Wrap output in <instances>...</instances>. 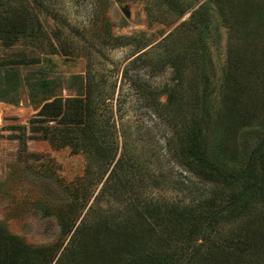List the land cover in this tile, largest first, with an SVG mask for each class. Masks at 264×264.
<instances>
[{
    "label": "rangeland",
    "instance_id": "rangeland-1",
    "mask_svg": "<svg viewBox=\"0 0 264 264\" xmlns=\"http://www.w3.org/2000/svg\"><path fill=\"white\" fill-rule=\"evenodd\" d=\"M187 1L195 5L179 17L159 0H0V72L21 76L19 101H0V254L10 237L59 246L51 264H126L151 254L173 264H264V200L209 225L204 238L191 234L219 188L185 153L186 133L204 116L210 150L239 168L257 165L264 0H240L232 30L213 13L204 44L190 15L206 0ZM9 8L25 10L28 25L6 46L19 28ZM28 79L53 81L54 90L31 91ZM88 87L107 100L100 112L121 160L109 182L82 147L54 144L46 126L55 123L40 116L45 103L84 97ZM64 216L75 219L66 233ZM5 256L0 264H21Z\"/></svg>",
    "mask_w": 264,
    "mask_h": 264
},
{
    "label": "trees",
    "instance_id": "trees-1",
    "mask_svg": "<svg viewBox=\"0 0 264 264\" xmlns=\"http://www.w3.org/2000/svg\"><path fill=\"white\" fill-rule=\"evenodd\" d=\"M162 5L167 6L173 10L179 17L184 15L190 10L195 3L187 0H159ZM240 0H206L190 15V23H194L195 29L199 32L197 40L199 43L204 44V39L211 31V24L213 22V13L217 14L221 20V24L226 26L229 30L233 29L235 22L234 7L237 12ZM17 13H14V10ZM9 15L18 17L19 28H14L10 33L12 40L6 43V46H11L18 40V35L22 27L27 26L25 15L27 12L23 9L9 8ZM245 19V18H244ZM248 19V18H247ZM21 23V24H20ZM9 36V35H7ZM10 38V37H8ZM116 42L124 40L122 37H108ZM195 42V41H194ZM190 44L194 47L195 43ZM242 55V53H241ZM231 62L237 63L236 60L230 59ZM203 61V60H202ZM241 61V60H240ZM264 66V60L258 64ZM254 66V65H253ZM236 69V66L228 67V72L231 69ZM254 68V67H252ZM255 70V68H254ZM0 81L2 87L0 88V101L8 104H16L20 97L18 90L20 88L21 76L19 70L17 71H4L0 72ZM26 87L29 90L38 89L42 94H51L54 90V82L45 79L26 80ZM92 87H88L85 96L73 98H56L44 104L40 116L43 117L45 123H55L54 126L47 127L53 138V143L58 145L59 148L65 146H73L74 148L82 147V150L89 154V157L96 161L97 166L100 167L102 172L108 176L106 182H109L114 171L120 165V158L116 159V150L114 147L109 146V120H104L103 113L100 112L101 105L106 104V99L99 97L93 98ZM204 112H202V115ZM202 116L201 114H199ZM109 119V118H108ZM202 120V121H200ZM203 119L198 118L192 129L186 133V157L188 158L193 169L196 173L207 183L217 185L219 191L211 193L207 201L204 211L202 224L198 223L191 229V234L201 236L204 238L206 228L209 225H215L223 219L232 220L242 217L250 208L255 200H264V175L254 170L256 166L258 169H264V128L261 132V139L253 151L258 162L255 167L245 165L242 168L232 163L231 159L219 155L218 152L210 150L205 144L204 132L202 130ZM203 124H205L203 122ZM207 128V127H206ZM112 136V134H110ZM81 149V148H79ZM112 170L109 174V169ZM257 173V174H256ZM242 186L241 188H238ZM238 189V190H237ZM59 212V211H58ZM48 214H52V211ZM60 214V213H58ZM56 213V215H58ZM190 217V216H189ZM193 221H200L197 213L191 214ZM72 219V218H71ZM75 220V219H74ZM73 222H69V218H62V228L64 233L69 232L74 226ZM205 225H204V224ZM70 225V226H69ZM204 225V227H203ZM196 226V227H195ZM14 243L9 247L1 249V256L5 258L20 257L21 264H51L57 255L59 246H39L34 247L19 239L10 238ZM126 264H173L168 257L160 258L157 255L139 256L138 258L130 260ZM185 264V263H181Z\"/></svg>",
    "mask_w": 264,
    "mask_h": 264
}]
</instances>
